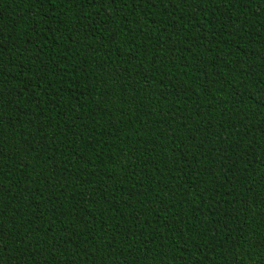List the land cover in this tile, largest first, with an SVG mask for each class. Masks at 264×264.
Listing matches in <instances>:
<instances>
[{
    "label": "trees",
    "instance_id": "1",
    "mask_svg": "<svg viewBox=\"0 0 264 264\" xmlns=\"http://www.w3.org/2000/svg\"><path fill=\"white\" fill-rule=\"evenodd\" d=\"M0 264H264V0H0Z\"/></svg>",
    "mask_w": 264,
    "mask_h": 264
}]
</instances>
